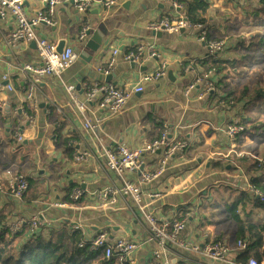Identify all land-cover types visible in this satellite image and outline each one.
<instances>
[{
	"label": "crops",
	"instance_id": "obj_1",
	"mask_svg": "<svg viewBox=\"0 0 264 264\" xmlns=\"http://www.w3.org/2000/svg\"><path fill=\"white\" fill-rule=\"evenodd\" d=\"M26 1L24 7L31 18L47 9L43 0ZM200 1L207 4L206 28L211 29L212 36L223 32L225 37L235 36L232 40L224 39L225 49L219 53L222 65L233 70L227 79L232 89H218L198 98L201 88L197 87L190 99L184 96V90L202 72L200 64L208 56V46L199 42L192 31H156L162 33L154 35L155 31L149 29L151 23L174 17L179 11L184 13L181 2L179 10L165 1L121 0L110 9L92 6L76 13L72 4L62 1L54 24H42L37 30L48 41H57L62 49L72 47L78 58L60 78L38 80L31 98L23 68L40 66L42 62L32 42H21L13 51L7 48L4 41L15 23L8 14L0 16V180L4 186L0 191V214L7 215L6 228L16 222L23 224L21 243L29 238L28 225L37 217L39 230H58L67 223L82 231L86 240L103 233L108 243L118 238L138 243L136 252L123 262L118 259V264H248L236 252H230L224 262L207 260L193 250L173 248L154 258L158 246L146 224L149 214L169 229L171 222L188 214L182 237L189 245L200 248L215 241L233 244L245 227L264 225V207L260 206L264 201L255 189L256 185L264 186V114L259 113L264 112V101L253 99L255 87L264 80V57L247 48L251 41L246 37L241 39L243 42L238 40L243 25L236 12L241 13L238 4L243 0ZM85 27L86 37L80 41ZM140 46L146 49L144 59L132 68L123 56ZM253 49L257 51L258 47ZM115 50L119 54L110 73L99 72L106 68ZM191 64V69H187ZM163 65L167 68L165 77L142 82L144 76L157 72ZM4 75L7 81H3ZM107 76H112L110 81H106ZM66 83L76 88L81 100L86 87L97 83L123 90L142 86L143 91L134 94L116 114L98 108L96 103L88 104L84 117L67 95ZM44 86L48 87L47 95L43 93ZM235 89L238 91L234 92ZM231 91L239 102L222 101ZM84 118L98 122L100 127L90 130ZM23 119V144L15 147L11 137ZM241 119L246 123L245 131L232 141L227 130ZM56 130L61 131V139H57ZM163 132L168 133L172 143L186 142L187 148L171 156L165 150L143 156L141 171L163 170L155 179L142 184L139 204L115 194V203L99 205V192L121 187L120 177L105 166L104 150L118 144L138 148L158 139ZM65 137L66 146L72 151L71 160L61 150ZM78 156L83 158L77 159ZM199 158L202 164L198 163ZM200 165L201 174L192 175ZM8 171L25 174L39 185V193L33 195L31 189L22 200L13 198L7 190L11 177ZM69 185L84 192L77 208H56L53 204L64 202ZM139 206L144 207L143 211ZM235 215L242 222L239 229Z\"/></svg>",
	"mask_w": 264,
	"mask_h": 264
},
{
	"label": "built area",
	"instance_id": "obj_2",
	"mask_svg": "<svg viewBox=\"0 0 264 264\" xmlns=\"http://www.w3.org/2000/svg\"><path fill=\"white\" fill-rule=\"evenodd\" d=\"M26 0H0V16L4 17L6 14L10 15L15 23V28L11 34L5 39V44L10 51H13L15 47L21 42H34L35 51L42 62L40 66L26 65L23 68L26 73V80L29 84L28 96L32 97L34 91L37 88V81L42 78L55 77L60 78L62 74L76 62L78 55L75 53L72 47H65L62 53H59L58 42L48 41L45 36L40 34L37 30L42 24L52 26L54 24L53 18L56 14L58 5L62 1H67L72 4L78 12H85L92 6L98 8L110 9L116 6L121 0H43L46 3L47 9L45 12H40L33 18L29 17L23 2ZM172 3L176 9H181L182 5L176 0H159ZM174 17H165L157 22L149 24V29L153 31H164L168 34H176L182 30H188L195 32L199 42L206 41L207 29L204 25L192 24L189 22L187 17L182 11H179ZM87 28H82L79 35V40L82 41L86 37ZM208 55L215 56L218 53L224 51L226 43L221 40L218 42L211 41L207 44ZM146 49L143 46L138 47L135 51H131L123 56L124 61L139 63L144 59ZM119 52L115 50L112 58L109 60L107 66L99 72L103 74H109L112 70L115 60L118 57ZM148 54V56H153ZM192 64L187 67L191 69ZM214 71L211 70L208 73L196 74L194 80L184 90V96L187 99L192 97L193 92L197 87H200L201 91L198 98H202L206 95L214 93L216 91V80L213 76ZM167 75V68L163 65L160 69L151 74L143 77L142 82L150 83L161 80ZM7 75L3 76V81H7ZM67 95L76 107L77 111L85 117V111L88 104L96 103L98 108L107 110L110 114H116L120 112L130 101L134 94L141 93L143 91L142 86H137L131 90H123L115 87L112 84L97 83L86 87L84 92L83 100L78 97L77 90L75 87L66 83L64 85ZM10 89V88H9ZM49 92L48 87H43L44 95ZM85 126L90 130L99 128V123H92L87 118H84ZM26 119H23L17 124L15 134L11 140V144L15 147L22 146L23 135L22 125ZM243 131V127L237 124L231 125L227 134L233 141ZM187 148L186 142L172 143L168 138V133L163 132L161 136L152 141L145 142L138 148H129L124 144H118L112 149H105L103 157L105 166L108 170L115 173L120 177L121 187L117 190H105L99 192V205L105 206L112 204L117 201L115 194L123 195L131 198L137 204L140 202V191L142 184L150 182L162 173L163 169H159L152 173H145L140 170L141 160L144 155L154 154L158 150H165L169 156L182 152ZM82 156H78L77 159H82ZM203 168L198 166L193 170L192 175L198 176L201 174ZM8 181L7 190L11 196L15 199L22 200L24 195L29 190V183L25 176L20 173H11ZM4 189L3 183L0 181V191ZM81 188H75L69 198L70 203L67 202H56L53 205L59 209H71L77 208V205L83 195ZM260 200L264 201V197L260 196ZM140 211H143L144 207L139 206ZM146 224L151 234L152 240H154L158 246V249L154 251V258H160L163 254L167 253L170 249L193 250L207 260L224 262L227 261V256L230 252L239 253L247 250L248 246L251 245L250 240L243 238L236 241L233 244H227L220 241L211 242L205 244L203 247L189 245L182 237V232L185 228L188 214L182 219H177L169 224V229L164 226H160L158 218L153 215H146ZM40 228V221L38 218H34L28 225L29 233H37ZM23 224L16 222L10 224L7 231L10 236L22 232ZM88 244L89 247L101 254L105 259L117 257L120 262H123L126 257L136 252L138 243L129 241L125 238H118L115 241L108 243L106 235L100 233L95 237L85 239L82 245ZM248 264H258L255 259H250Z\"/></svg>",
	"mask_w": 264,
	"mask_h": 264
},
{
	"label": "trees",
	"instance_id": "obj_3",
	"mask_svg": "<svg viewBox=\"0 0 264 264\" xmlns=\"http://www.w3.org/2000/svg\"><path fill=\"white\" fill-rule=\"evenodd\" d=\"M176 1L178 3H183L185 6L184 14L189 22L192 24L204 25L206 27L208 20L205 17V11L207 8V4L205 2L200 0H197L198 3L183 0ZM243 1L244 2L242 4H238L239 9L241 10V13H237L241 16L239 23L243 25V30H241L240 34L241 36H239L241 38L238 40L243 42L241 39L244 38V35L246 37L245 40L251 41L247 48H252V53H260L264 57V0ZM242 7L243 9H241ZM207 28L209 27L207 26ZM208 30V33L206 32V45L211 41H221L223 38L230 40L235 38V36L225 37L224 32L217 34L216 37H213L211 29L209 28ZM252 31H255V33ZM236 38L238 37L236 36ZM255 46L258 47L257 51H254L253 49ZM200 65L203 67V70L199 74L202 75L203 73L205 74L213 70V76L216 79L218 77V81H216V91L218 89H220V91H225L228 87H230V84L227 83V79L232 74L233 70H229L222 65L219 53L215 56L208 55L206 60L202 61ZM230 89H232V87H230ZM255 89V97L253 99L256 98L264 101V80L259 82ZM242 90H245V87H242ZM237 91L238 90L235 89L234 92ZM233 94L234 93L231 91L228 94V97L222 99V101H225L226 103H229L231 100L234 103L237 101L239 102ZM229 97H231L230 100H228ZM26 112L30 116H34L32 115V110L27 109ZM259 113L264 114V112L261 111ZM237 125L243 127L242 132L245 131L246 123L244 120L241 119ZM56 133L58 134L57 139H61L63 137L60 130H56ZM67 142L68 140L65 137L62 141L64 148H61V150L63 154L65 153L71 160L72 151L71 148L66 146ZM17 173L21 172L18 171ZM23 175L27 178L25 174ZM27 181L29 183V190H33V195L39 193L40 190L37 188L39 185L31 180H28V178ZM255 189L260 193V196L264 197V186L256 185ZM72 191L73 185H69L66 188L64 202L70 203L69 198ZM27 193L24 195L25 197ZM28 198L31 199L33 197ZM260 206L264 207V202L262 204L260 203ZM6 218L7 215L0 214V264H118L117 257L105 259L101 257V254L93 251L88 244L82 245L83 241H85L82 231L75 230L67 223H63L58 230L42 228L38 233L34 232L30 234L25 243H21L20 238L24 233V228L22 232L16 234L15 236H10L7 228L5 227ZM234 220L236 221L239 229L242 222L239 221V217L237 215H235ZM243 238L250 240L252 244L248 246L247 250L239 252V258L242 259L243 263H246L253 258L258 264H262L264 261V225L245 227L242 233L236 237L234 243Z\"/></svg>",
	"mask_w": 264,
	"mask_h": 264
},
{
	"label": "water",
	"instance_id": "obj_4",
	"mask_svg": "<svg viewBox=\"0 0 264 264\" xmlns=\"http://www.w3.org/2000/svg\"><path fill=\"white\" fill-rule=\"evenodd\" d=\"M23 5H27V1H24V2H23ZM77 12H78V11L76 10V13H77ZM184 31H185V30H182V31H180V32H184ZM161 33H162V32H154L153 34H154V35H160ZM62 43H64V42H62ZM31 46H32V47H35L34 42L31 43ZM57 50H58L59 53H62V51H63V49H62L61 47H58ZM80 58H84V57H83V56H80ZM130 63H131L132 68H135V67L137 66V63H135V62H133V61L130 62ZM143 69H144V68H143ZM169 74H171V73L169 72ZM111 77H112V76H107V77H106V81H110V80H111ZM77 89H78V90L80 89V86H79V85L77 86ZM198 163H199V164H202V158H199Z\"/></svg>",
	"mask_w": 264,
	"mask_h": 264
},
{
	"label": "rangeland",
	"instance_id": "obj_5",
	"mask_svg": "<svg viewBox=\"0 0 264 264\" xmlns=\"http://www.w3.org/2000/svg\"><path fill=\"white\" fill-rule=\"evenodd\" d=\"M243 5H244V4H243ZM242 9H243V7H242ZM236 15H237V12H236ZM243 37H245V36L243 35ZM224 39H225V38H223V39H221V40H224ZM25 148H26V147H25ZM20 156H21V157L24 156L23 151L20 152ZM31 163H32V164H35V161L32 160ZM13 172H15V171H12L11 173H13ZM0 181H1V180H0Z\"/></svg>",
	"mask_w": 264,
	"mask_h": 264
}]
</instances>
